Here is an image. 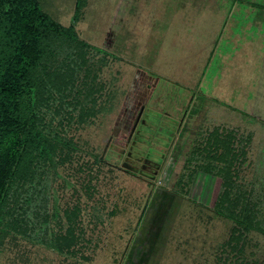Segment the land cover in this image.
Segmentation results:
<instances>
[{"label":"rangeland","instance_id":"1","mask_svg":"<svg viewBox=\"0 0 264 264\" xmlns=\"http://www.w3.org/2000/svg\"><path fill=\"white\" fill-rule=\"evenodd\" d=\"M75 1L38 0L61 33L23 98L42 145L0 150V264H264V0Z\"/></svg>","mask_w":264,"mask_h":264},{"label":"trees","instance_id":"2","mask_svg":"<svg viewBox=\"0 0 264 264\" xmlns=\"http://www.w3.org/2000/svg\"><path fill=\"white\" fill-rule=\"evenodd\" d=\"M80 1H75L73 20L77 19ZM52 25L49 16L41 10L38 0H0V150L10 142L11 147L18 149L15 151L17 158L13 166L17 165L16 161L22 163L24 153L28 154L29 149L33 150L43 143L41 132L36 128L34 120L31 116L28 120L24 115L23 98L32 93L30 75L46 46L45 40L50 39L53 33H61V30ZM64 35L69 39H75L71 25ZM9 133L10 138L14 136V140H8ZM44 147L43 145L42 149ZM49 148L50 146L46 145V149ZM17 167L3 172L4 162H1L0 157V205L9 184L14 179ZM4 173L8 174L7 177ZM225 177L227 176L220 181L224 187L229 182ZM230 195L228 190H217L213 198L222 200L218 203L220 209L228 208L229 213L235 215L239 213L234 209L238 202ZM247 216L242 215V218L236 221L243 224L244 220H247L248 224ZM247 227L248 225L244 226L245 229ZM68 233H71L70 229L65 235L53 236L57 248L70 247L73 237H68Z\"/></svg>","mask_w":264,"mask_h":264},{"label":"flooded vegetation","instance_id":"3","mask_svg":"<svg viewBox=\"0 0 264 264\" xmlns=\"http://www.w3.org/2000/svg\"><path fill=\"white\" fill-rule=\"evenodd\" d=\"M131 155L126 154L124 156V163L126 165H128V167L130 168V170L134 171L137 174H141V175H146L148 177H155V174L157 173V171L159 170V165L161 163L162 160H149L148 158H144V157H140V156H134V158L130 159ZM132 160L134 163L138 162V166H134L132 165V163H129L128 160ZM165 162H163V167H161L160 170L164 171L163 168L167 169L170 167V165H173L175 162V157H174V152L170 155V157H165L164 158ZM166 165V166H165ZM167 170H165L164 172H166ZM156 172V173H155ZM149 173H152V175H148Z\"/></svg>","mask_w":264,"mask_h":264},{"label":"crops","instance_id":"4","mask_svg":"<svg viewBox=\"0 0 264 264\" xmlns=\"http://www.w3.org/2000/svg\"><path fill=\"white\" fill-rule=\"evenodd\" d=\"M239 35V34H238Z\"/></svg>","mask_w":264,"mask_h":264}]
</instances>
